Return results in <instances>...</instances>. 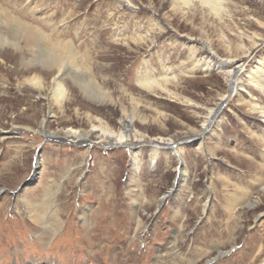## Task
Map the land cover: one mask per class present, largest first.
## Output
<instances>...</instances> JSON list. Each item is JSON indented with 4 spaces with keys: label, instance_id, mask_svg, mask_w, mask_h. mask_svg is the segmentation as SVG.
Instances as JSON below:
<instances>
[{
    "label": "rangeland",
    "instance_id": "1",
    "mask_svg": "<svg viewBox=\"0 0 264 264\" xmlns=\"http://www.w3.org/2000/svg\"><path fill=\"white\" fill-rule=\"evenodd\" d=\"M6 1L68 43L90 84L70 72L61 100L56 72L0 56V264H264V79L247 76L264 58V42L248 52V35L264 39V0H230L222 18L198 0ZM132 115L144 138L131 151L64 131L119 130ZM44 121L71 141H45Z\"/></svg>",
    "mask_w": 264,
    "mask_h": 264
},
{
    "label": "bare ground",
    "instance_id": "2",
    "mask_svg": "<svg viewBox=\"0 0 264 264\" xmlns=\"http://www.w3.org/2000/svg\"><path fill=\"white\" fill-rule=\"evenodd\" d=\"M184 1L187 3V5L191 4L192 2H195V0H184ZM198 1L201 3L203 7L204 6L209 7L210 10L214 12L216 16L222 18L223 14L228 12L226 3L230 0H198ZM13 12L14 11L12 10V6L10 5V2L6 0H0V56L4 54L8 55V52L13 51L12 53L15 55L17 61L24 66V69L26 71H31L36 67H40L48 74L56 72L53 81L55 86V92H58L57 95L61 100L65 98L67 91V88L66 86H64L62 79L64 76L69 75L70 72L72 71L74 74H76L77 80L80 82V86L85 91L88 87L87 85L90 84V81H86L87 78L86 75L82 70H80L81 65H83L84 63L79 58V56L74 55L73 51L71 52L70 50L71 46L68 43L52 44L48 42L45 39L46 38L45 34L40 29L32 26L30 23L25 21L21 16H18ZM228 15L231 18L233 17L232 14L228 13ZM238 27H240L239 24ZM238 36L241 40L240 42H243L244 41L243 35L238 34ZM248 39L250 40V44H251V46L248 49V52L249 51L251 52L254 48H256L257 46H259L264 42V39H262L259 34L248 35ZM60 50L61 51L63 50L65 55L61 54ZM210 61L211 60L208 59V61L204 62L203 65H205L204 66L205 69H208L211 66ZM217 64H218L217 65L218 68L229 69L230 71H232L231 69L232 67L229 66L227 63H225V61L218 62ZM244 64L245 61H239L237 70L235 71V75L233 77L234 79L232 80L233 84L231 88L233 89V91L236 90L238 92L239 87L241 86L243 87L241 75L238 73L241 70L247 71L246 66ZM247 72H248L247 76L249 77L250 82L255 81L256 78L258 77L264 79V58L259 60L256 66L252 67V69H250ZM38 77L39 76H37L36 74L30 79V81L37 86L40 85L39 87L42 88L44 87L43 82H41V79L39 80L40 77L39 78ZM140 83L149 88L155 84L161 87L163 86L158 80L153 79L151 77L150 78L146 77L141 79ZM94 90H95V94L96 93L98 94L101 101L105 102L106 100H109L111 101V103L113 102V99L108 93H105L100 88H96L95 86H94ZM260 108L261 107L258 106L256 109H258L261 112L263 116L262 120L264 121V108L262 109ZM212 111L213 109L211 110V112ZM218 112L219 111L215 109V111L213 112L214 114L212 113L213 118L217 116ZM126 116L123 120V127H121L119 130H114L109 127H104L102 125L100 126L95 125L90 130H81L78 128L68 127L64 131L66 135L75 136L79 142L87 141L89 139V135L91 132L99 131L102 140H107L114 145H118V144L125 145L128 147V150L131 151L133 148L129 144L130 138L136 140H142L144 136L142 135L139 136L138 135L139 130L136 129V127L134 126L135 115H132L130 117H126ZM46 124H47L46 121L42 123L41 133L50 136L56 135L54 132L48 131ZM161 140L164 139L162 138ZM158 152H159L158 147L151 150L152 163L155 162V158ZM132 165L134 169L137 170L139 169L140 158L137 156V154H134ZM182 173L185 178L187 175V170L184 169ZM50 231L53 232V229H51Z\"/></svg>",
    "mask_w": 264,
    "mask_h": 264
},
{
    "label": "water",
    "instance_id": "3",
    "mask_svg": "<svg viewBox=\"0 0 264 264\" xmlns=\"http://www.w3.org/2000/svg\"><path fill=\"white\" fill-rule=\"evenodd\" d=\"M25 131H31V130H25ZM41 135H43V134H41ZM44 136V138H45V141H48V140H56V141H71V140H69V139H66L65 137H60V136H56V135H52V136H50V135H43ZM201 135H199V137H200ZM72 142H73V140H72ZM75 142V141H74ZM90 142H92V141H90ZM175 144L174 143H170V144H168V146H170V147H172V146H174ZM41 154V147L38 149V152H37V156H36V158H37V160H38V156ZM38 169H39V167H37V165H36V169H35V172L33 173V175H32V177H30L27 181H25L24 183H22L21 185H20V187H19V190H22L25 186H27V185H33V184H35L37 181H38V179H39V172H38ZM178 184H179V177L176 179V187L175 188H173L172 189V193H173V191H175L176 190V188L178 187Z\"/></svg>",
    "mask_w": 264,
    "mask_h": 264
}]
</instances>
